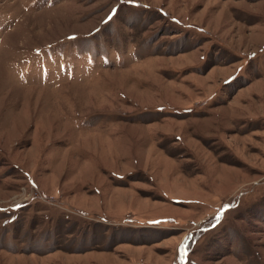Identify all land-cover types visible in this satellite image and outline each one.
Instances as JSON below:
<instances>
[{
    "label": "rangeland",
    "instance_id": "374dc122",
    "mask_svg": "<svg viewBox=\"0 0 264 264\" xmlns=\"http://www.w3.org/2000/svg\"><path fill=\"white\" fill-rule=\"evenodd\" d=\"M0 264H264V0H0Z\"/></svg>",
    "mask_w": 264,
    "mask_h": 264
}]
</instances>
